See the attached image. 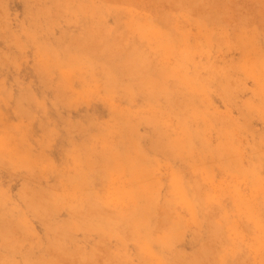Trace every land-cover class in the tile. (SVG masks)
Masks as SVG:
<instances>
[{
    "label": "rangeland",
    "instance_id": "obj_1",
    "mask_svg": "<svg viewBox=\"0 0 264 264\" xmlns=\"http://www.w3.org/2000/svg\"><path fill=\"white\" fill-rule=\"evenodd\" d=\"M0 264H264V0H0Z\"/></svg>",
    "mask_w": 264,
    "mask_h": 264
},
{
    "label": "bare ground",
    "instance_id": "obj_2",
    "mask_svg": "<svg viewBox=\"0 0 264 264\" xmlns=\"http://www.w3.org/2000/svg\"><path fill=\"white\" fill-rule=\"evenodd\" d=\"M69 20H70V19H69ZM132 49H133V48H132ZM133 50H134V49H133ZM130 54H131V52H130ZM133 55H134V54H133ZM130 57H131V56H130ZM143 57H144V56H143ZM138 58H139V57H138ZM144 58H145V57H144ZM131 59H132V58H131ZM136 59H137V57H136ZM140 59H141V58H140ZM137 60H138V59H137ZM144 61H145V60H144ZM144 61H143V62H144ZM132 62H133V61H132ZM138 62H139V61H138ZM133 64H134V62H133ZM135 64L137 65L138 63H135ZM139 65H140V64H138L137 66H139ZM229 86H230V84H229ZM230 87H232V86H230ZM232 88H233V87H232ZM232 88H231V89H232ZM43 200H44V199H43ZM40 209H41V208H40ZM204 248H205V247H204ZM204 248H203V249H204ZM201 251H202V249H201ZM203 251L205 252V250H203ZM206 252H207V251H206ZM206 252H205V253H206ZM203 255H204V253H203ZM205 255H206V254H205Z\"/></svg>",
    "mask_w": 264,
    "mask_h": 264
}]
</instances>
